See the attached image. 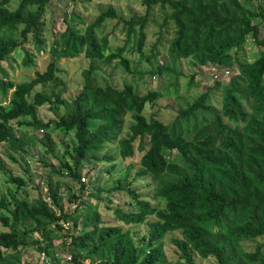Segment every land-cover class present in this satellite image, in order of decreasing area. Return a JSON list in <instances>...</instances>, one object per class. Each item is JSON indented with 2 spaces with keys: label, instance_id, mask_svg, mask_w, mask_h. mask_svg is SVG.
Returning <instances> with one entry per match:
<instances>
[{
  "label": "trees",
  "instance_id": "trees-1",
  "mask_svg": "<svg viewBox=\"0 0 264 264\" xmlns=\"http://www.w3.org/2000/svg\"><path fill=\"white\" fill-rule=\"evenodd\" d=\"M137 1L145 7L143 16L126 21L110 7L83 32L67 27L52 42L53 61L46 71L37 72L29 82L14 84L7 81L2 64L29 41L36 51L43 50L42 20L50 0H19L13 10L7 7L11 0H0V91L6 96L12 90L8 104L0 106V145L27 154L25 144L35 138L15 136L14 126L46 130L50 134H44L40 142L44 153L56 158L51 133H72L71 144L63 146L67 161L61 160L51 170L53 175L65 172L83 189L79 170L86 162L99 161L105 144L116 143L120 157L126 159L133 156V143L139 139L138 150L143 154L135 176L155 182L154 195L165 203L163 209L152 206L120 182L119 188H113L124 189L133 200V209L114 210L117 221L138 226L147 217L156 219L148 223L147 235L136 244L129 231L104 225L96 204L79 214L67 212L57 182L48 181L46 197L36 186L34 201L0 197V222L7 228L0 232V264H20V250L27 247L58 264L54 242L61 238L71 264H169L162 241L175 232L180 234L172 240L178 251L177 264H197L193 254L202 260L212 257L217 264H264V36L259 28L264 24V0ZM155 6L169 11L162 26L167 22L174 26L169 45L173 60L191 59L195 66H218L230 73L237 70L225 85L216 81L213 86L212 90L222 88L220 108L208 103L210 88L179 110L171 123L163 124L144 114L148 105L162 97L160 92L140 95L132 84L121 90L96 84V64L116 61V66L131 72L124 56L126 43L112 49L108 36L99 37L96 30L106 20H118L128 39L137 27L136 51L144 57V28L148 11ZM248 36L261 49L252 62L238 58ZM81 55L89 67L82 72L83 83L75 98L66 102L59 94L35 91L56 78L57 61ZM32 63L33 56L25 50L23 64ZM159 72L158 66L153 73ZM44 105L52 111L63 108L64 113L43 123L37 110ZM127 115L133 123L130 135L118 139ZM102 159L113 161L106 154ZM112 170L113 166L108 172ZM0 172L16 190L26 188L25 181L13 176L1 157ZM68 201L78 204L77 195L71 194ZM36 233L39 237L31 238Z\"/></svg>",
  "mask_w": 264,
  "mask_h": 264
},
{
  "label": "rangeland",
  "instance_id": "rangeland-1",
  "mask_svg": "<svg viewBox=\"0 0 264 264\" xmlns=\"http://www.w3.org/2000/svg\"><path fill=\"white\" fill-rule=\"evenodd\" d=\"M18 2L19 0H11L7 6L8 9H15ZM110 7L116 11L120 18L126 21L133 16L146 14L145 7L137 0H50L42 20L43 50L36 51L30 41L21 47H17L2 64L7 73V81L21 84L32 80L37 72H45L49 62L53 61L49 53L53 40H56L67 27L83 32L88 24ZM168 14V9L163 10L159 6L151 7L148 11V21L144 28L146 35L143 48L144 57H141L136 51L135 33L137 27L128 39L124 25L118 20H106L96 30L99 37L108 36L109 46L112 49L124 46L126 43L124 56L130 62L131 71L127 73L122 67L116 66V61L111 65L96 64V84L110 85L118 90H121L125 84H132L140 95H144L148 91L160 92L162 97L151 106L148 105L144 114L148 119L155 117L163 124L171 123L179 110L184 109L186 105L192 103L200 94L205 93L210 88L208 103L220 108L222 101V88L212 90L216 83L212 76L214 71H220L218 66L199 67L195 66L191 59L178 61L173 60L170 56L169 45L174 36V26L171 22L162 26ZM259 28L261 36H264V24H260ZM15 38H18L17 32ZM25 50L33 56V63L29 66L23 64ZM260 51L261 49L254 43L253 39L248 36L238 52V58L244 62H252L258 57ZM57 65L60 71L56 74V78L44 86L36 87L35 91H42L47 95L59 94L64 101L69 102L81 90L82 72L89 67V61L81 55L74 59H60L57 61ZM158 66L161 68V72L153 73L156 72ZM236 73V69L231 70L229 78ZM229 78H222L217 82L225 85ZM11 93L12 90L4 96L0 91V106L8 104ZM63 113V108L52 111L49 109V105H44L37 110V118L46 123L49 120L57 119ZM12 124L15 125L14 122ZM132 124L130 116L127 115L124 119L123 131L118 139L129 137V127ZM13 132L15 136H21L24 139L35 138V141L31 139L30 144H25L27 154L13 150L8 144L0 145V157L7 169L13 176L20 177L26 183V188L16 190V185L7 183L6 175L0 172V197H4L7 201L12 195L34 201L37 194L34 190L36 186L43 191L44 197H46L48 181L57 182L62 203L67 212L79 214L88 208H93L96 204V211L99 213L103 224L120 226L123 230L129 231L136 244L140 243L144 235H147L148 223L154 222L156 219L147 217L146 222L138 226L124 225L117 221L114 217V210L127 211L133 209V200L124 189L120 188L113 191V188H119L118 182H120L121 186L125 185L126 188H130L138 196L140 195L141 200H147L152 206L159 209L164 208V201L154 195L155 182L148 177L138 178L135 176L139 169V160L143 154L138 150L139 139L133 143V156L126 159L120 157L116 143L105 144L103 150L98 153L99 161L86 162L83 168L79 170L80 182L84 186L82 189L80 188L81 184L71 180L65 172L53 175L51 170H56L61 160L67 161V158L63 159V146L73 141L72 133L67 135L59 131L51 133L50 136L55 142L57 154V157L54 158L44 153L45 146L40 142V138L49 131L33 130L29 127L19 129L14 126ZM105 154L113 158V161L103 160ZM44 163L49 166H44ZM111 166H113V170L108 172ZM126 175L127 180L125 182ZM71 194L77 195L78 204L68 201ZM47 201L49 202L48 199ZM80 228L79 225L78 230ZM3 231H7V228L0 222V232ZM33 237L38 238L39 234L36 233L31 238ZM174 238H180V234L178 232L167 234L162 241L166 260L169 264H177L178 260V251L172 242ZM54 251L58 264H71L68 260L71 255L64 250L62 238L54 242ZM38 257L39 252L34 247H27L20 250L19 253L20 264H40ZM193 257L197 264H217L212 257L206 260L200 259L195 254ZM84 264L89 263L86 261Z\"/></svg>",
  "mask_w": 264,
  "mask_h": 264
},
{
  "label": "built area",
  "instance_id": "built-area-1",
  "mask_svg": "<svg viewBox=\"0 0 264 264\" xmlns=\"http://www.w3.org/2000/svg\"><path fill=\"white\" fill-rule=\"evenodd\" d=\"M229 75H230L229 69L220 68V71L218 70L214 71V74L212 77L215 81H218V80H221L222 78H227ZM68 260H70V258ZM38 261L40 264H51L50 260L47 258V256L44 253L39 254Z\"/></svg>",
  "mask_w": 264,
  "mask_h": 264
}]
</instances>
